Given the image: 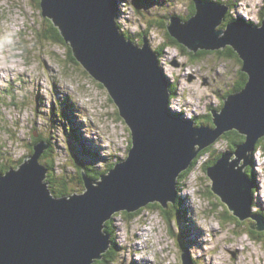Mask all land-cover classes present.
<instances>
[{"label":"water","instance_id":"water-1","mask_svg":"<svg viewBox=\"0 0 264 264\" xmlns=\"http://www.w3.org/2000/svg\"><path fill=\"white\" fill-rule=\"evenodd\" d=\"M196 3L191 20L172 19L170 36L193 53L230 46L248 77L243 90L228 96L220 111H211L213 128L197 127L177 93L170 104L172 86L159 54L148 40L139 46L122 34L112 0H40L43 18L59 29L82 70L104 86L118 107L132 147L98 180L83 172L84 192L63 198L51 193L49 170L40 162L49 149L45 143L35 145L17 169L0 175V264L102 261L111 248L107 222L118 213L133 214L159 203L167 210L179 196L176 180L233 131L246 141L208 168L211 190L240 222L249 217L263 225L262 230L252 225V230L264 231V217L253 209L256 186L247 175L264 138V20L260 27L234 22L218 31L229 8ZM182 264H195L188 251L182 252Z\"/></svg>","mask_w":264,"mask_h":264},{"label":"rangeland","instance_id":"rangeland-1","mask_svg":"<svg viewBox=\"0 0 264 264\" xmlns=\"http://www.w3.org/2000/svg\"><path fill=\"white\" fill-rule=\"evenodd\" d=\"M114 1L123 32L139 46L148 40L160 54L162 69L171 86H177L189 119L196 120V126L199 121L200 126L213 128L206 118L212 110L220 111L224 99L239 85L243 64L230 58V46L220 50L222 53L202 51L197 57L188 48L168 46L166 27L173 17L186 22L195 16L192 7L196 1L229 8L218 31L233 21L258 27L264 19V0ZM42 18L36 0H0L3 157L15 161L26 157L35 134L54 145L57 169L49 177L60 178L68 171L77 179L76 163L80 162L105 172L110 164L128 157L130 130L109 94L92 83L95 81L87 78L80 65L69 61L66 46L41 35L45 31ZM230 151L228 143L219 140L197 160L191 173L179 180L180 213L176 216L175 211L170 223L158 207L143 208L132 217L126 212L116 214L113 221L119 252L117 260L108 264H136L137 260L140 264H182L184 250L196 264H264V231L252 233L250 226L232 215L212 192L213 181L205 171L218 154ZM252 156L259 183L253 208L264 217L263 150ZM76 179L69 180L72 187L77 185L71 193L81 194L84 183L80 185ZM225 212L230 219H225ZM139 245L147 249L139 252Z\"/></svg>","mask_w":264,"mask_h":264},{"label":"trees","instance_id":"trees-1","mask_svg":"<svg viewBox=\"0 0 264 264\" xmlns=\"http://www.w3.org/2000/svg\"><path fill=\"white\" fill-rule=\"evenodd\" d=\"M37 1V6H38V9L41 11V6H40V0H36ZM114 4L117 6V3L114 2ZM143 6H147L146 5H143ZM196 6L194 7V12L196 11ZM42 14V12H41ZM43 17V15H42ZM194 16L191 17V19L193 18ZM42 26L45 28V31L44 33H42L41 35L47 39L48 41H51V42H54L56 44H62L64 46H66V49L68 50V59L70 62H73L77 65H80L76 59L73 57V54H72V49L70 47L69 44H67L64 40V38L62 37L60 31L58 28H56L53 24L52 21L48 20V19H44L42 18ZM189 19V20H191ZM188 20V21H189ZM183 23H186L185 21H182ZM234 22H239V21H233ZM245 23V22H243ZM261 26H262V22H261ZM120 29H121V32L122 34L127 38V39H130L129 36L125 33H123V30L120 26ZM37 32V31H36ZM128 36V37H127ZM168 38H169V41L166 42L165 44H167L168 46H175V47H181V48H184L183 46L179 45L178 42L176 40H174L168 33ZM163 50L165 49V45L162 47ZM202 51H199L198 53H193L192 56H200L202 53ZM205 53H208L206 51H204ZM220 53H222V51H219ZM218 52V53H219ZM229 54H230V58H233V59H237L238 62L240 64H242V61L239 60V56L237 55V53L231 48L229 49ZM160 55V54H159ZM86 75H87V78L89 80H93L95 81L89 74L87 71H83ZM241 76L243 77L241 82L239 83V85L235 88V90L233 92H231L230 94L227 95L230 96L234 93H237V92H240L241 90L244 89V87L246 86V83L248 81V77L246 74H244L241 70ZM96 82V81H95ZM92 82L94 83L95 85H97L98 87L102 88V89H105L103 85H101L100 83L98 82ZM176 89H177V86L176 85H172V87L170 88V93H171V101L172 99L176 96ZM226 97V98H227ZM225 98V99H226ZM1 99V97H0ZM225 99H224V102H225ZM68 101H71L70 99H68ZM170 101V102H171ZM224 102L222 103V106L221 108H223L224 106ZM14 105V104H13ZM54 114H58L56 112V110H54ZM206 120H208V123L209 124H213V121H212V115H208V117L206 118ZM198 126L201 125V122H197ZM203 124V122H202ZM36 135L33 134L32 136V140L31 142L29 143V146H28V154L26 157H22V159L18 160V161H15L13 159H10V158H4L3 157V151L6 150V146H1L0 147V175H4L6 173H8L9 171L13 170V169H17L21 164L24 163V161L30 157L33 153H34V147L35 145H38L40 143H45L47 145H49V149L42 155L41 159H40V162L49 170V173L52 174V172H55V170L57 169V164H56V159H55V156L52 155L53 153V150H54V145L52 143V141L50 140H45L44 136H38V138L35 137ZM221 139H224L228 145L231 147V151L228 152V153H234L236 151V148L243 144L245 141H246V138L242 135H240L238 132L236 131H233V132H229L227 134L224 135L223 138ZM220 139V140H221ZM129 147H128V152L130 150V148L132 147V141H131V136L129 138ZM213 149V146H211L210 148H208L207 150L203 151L199 157L195 160V162L193 163L192 167L185 173H183L180 177V181L181 179L185 178L186 176H188L192 169L194 168L197 160L202 157V156H205L207 153H209L210 151H212ZM258 150H263V154H264V138L261 139L259 141V143L257 144V147H256V151ZM129 154V153H128ZM227 153H222V154H218L217 157L214 159V161L210 162V164L206 167V170H208L209 167H211L212 165H215V163L223 156ZM117 164H110L109 165V169L106 170L105 172L103 171H99L98 169H95L89 165H86L82 162L80 163H76V167H77V173H78V176H80V183H82V173L85 172L88 174L89 177H91L92 179H95V180H98L103 174L111 171ZM250 169H247V175L249 176V178L256 184L258 185V183L256 182V173H255V165L253 163V165L251 167H249ZM49 173H48V179H47V182L50 183L49 185V188L51 190V193L53 194L54 197L56 198H62V197H67V196H70L72 195L71 191L69 190V186L71 184V182L69 181L70 179H73L75 180L76 177L72 174H70L68 171H65L64 175L63 176H60V178H51V176L49 177ZM53 175V174H52ZM78 179V178H77ZM76 179V181H77ZM179 181V182H180ZM77 187V185L75 186V188ZM212 189V187H211ZM255 192V191H254ZM180 202V197L178 196V199H177V202L176 203H171L169 205V208L167 210H165L164 208H162L161 204H155V205H150L149 207H158L161 212L163 213V218L165 220H168L169 223L172 221V217L175 215V211H176V216L179 215L180 213V207L178 208V203ZM142 211V210H140ZM139 211V212H140ZM138 213H135V214H128L127 215L129 217H132L133 215H136ZM228 214L225 212L224 213V217L225 219H230V216H227ZM233 215V214H232ZM234 216V215H233ZM105 233L110 235L111 237V249L110 251H108V253H106V255L104 256V259L102 261H97L95 264H108V261L109 262H114L115 260H117V256H118V243H117V234H116V228L114 226V221L113 220H110L109 222L106 223V228H105ZM189 252V251H188ZM196 263V262H195Z\"/></svg>","mask_w":264,"mask_h":264},{"label":"flooded vegetation","instance_id":"flooded-vegetation-1","mask_svg":"<svg viewBox=\"0 0 264 264\" xmlns=\"http://www.w3.org/2000/svg\"><path fill=\"white\" fill-rule=\"evenodd\" d=\"M192 9H193V14H194V13H195V12H194V5H193ZM193 14H192V15H193ZM207 117H208V116H207ZM253 163H254V162H253V156H252V158H251V165H250L249 167H251V166L253 165ZM249 167H248L247 169H250ZM78 178L80 179V176H78ZM78 182H79L80 185L83 184V182L80 183L79 180H78ZM70 186H71V185H70ZM70 186H69V190H70V191H75V190H77V187L74 188V187L71 186V188H70ZM257 186H258V185H256V187H257ZM256 190H257V189H256ZM255 193H256V192H255ZM254 203H255V202H254ZM254 203H253V207H254ZM254 210H255V209H254ZM254 213H260V211H254ZM241 223H242V222H241ZM243 223H246L248 226H250L249 228H250V230H252L251 227H252V225H253L254 222L247 220V221H245V222H243ZM243 223H242V224H243ZM252 233H257L258 235L260 234V232H257V231H254V230H252ZM254 235H255V234H254ZM193 261L195 262L194 259H193ZM195 264H196V263H195Z\"/></svg>","mask_w":264,"mask_h":264},{"label":"bare ground","instance_id":"bare-ground-1","mask_svg":"<svg viewBox=\"0 0 264 264\" xmlns=\"http://www.w3.org/2000/svg\"><path fill=\"white\" fill-rule=\"evenodd\" d=\"M113 2H115L114 0H112ZM253 3H256L255 1L253 2ZM181 9V8H180ZM238 14V13H237ZM244 14V13H243ZM239 15V14H238ZM123 162V161H122ZM121 163V162H120ZM119 164V163H118ZM215 164H217V162L215 163ZM178 184H179V181H177L176 180V186L178 187ZM253 184L256 186V184L253 182ZM179 188V187H178ZM257 188L256 187H254V189H253V191H255ZM234 215V214H233ZM235 216V215H234ZM248 219H251V218H249V217H247L246 218V220H248ZM251 220H253V219H251ZM254 221V220H253ZM255 222V224H254V226L257 228V229H260V230H262L263 229V225H260L259 223H257L256 221H254ZM105 228H106V225H105ZM104 231H105V229H104ZM139 252L141 251H143L144 252V249H147V246H146V248L144 247V249H141V245H139ZM203 252V251H202ZM146 261H148V262H150L151 260L149 259V258H147L146 259ZM135 263L136 264H140V262L137 260V261H135ZM142 263V262H141Z\"/></svg>","mask_w":264,"mask_h":264},{"label":"clouds","instance_id":"clouds-1","mask_svg":"<svg viewBox=\"0 0 264 264\" xmlns=\"http://www.w3.org/2000/svg\"><path fill=\"white\" fill-rule=\"evenodd\" d=\"M178 44H179V43H178ZM179 45H180V44H179ZM181 46H182V45H181ZM150 47H151V46H150ZM183 47H184V46H183ZM184 48H186V47H184ZM151 49H152V48H151ZM152 50H153V49H152ZM154 52H156V51H154ZM159 57H160V55H159ZM160 63H161V62H160ZM255 150H256V149H255ZM82 175H83V174H82ZM47 179H48V178H47ZM73 194H75V193H72V195H73ZM62 198H63V197H62ZM253 209H254V208H253ZM141 210H142V209H141ZM138 212H139V211H138ZM138 212H136V213H138ZM126 213H127V212H126ZM128 214H129V213H128ZM133 214H135V213H133ZM113 219H114V218H113ZM113 219H112V220H113ZM110 249H111V248H110ZM109 251H110V250H109ZM107 253H108V252H107ZM105 255H106V254H105ZM105 255H104V256H105ZM191 257H192V256H191ZM192 259H194V258H192ZM96 262H97V261H96ZM96 262H95V263H96ZM95 263H94V264H95Z\"/></svg>","mask_w":264,"mask_h":264}]
</instances>
